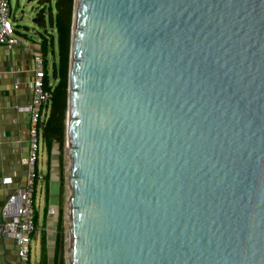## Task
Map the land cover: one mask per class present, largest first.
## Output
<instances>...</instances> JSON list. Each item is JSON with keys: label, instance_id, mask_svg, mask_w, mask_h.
Returning <instances> with one entry per match:
<instances>
[{"label": "water", "instance_id": "obj_1", "mask_svg": "<svg viewBox=\"0 0 264 264\" xmlns=\"http://www.w3.org/2000/svg\"><path fill=\"white\" fill-rule=\"evenodd\" d=\"M66 142L67 264H264V0H74Z\"/></svg>", "mask_w": 264, "mask_h": 264}, {"label": "crops", "instance_id": "obj_2", "mask_svg": "<svg viewBox=\"0 0 264 264\" xmlns=\"http://www.w3.org/2000/svg\"><path fill=\"white\" fill-rule=\"evenodd\" d=\"M37 50L40 43L33 35L24 34L11 47L0 43V207L13 188L25 184L30 170L29 81ZM38 259L34 256L32 264H38ZM0 264H19L15 240L4 234L0 235Z\"/></svg>", "mask_w": 264, "mask_h": 264}, {"label": "trees", "instance_id": "obj_3", "mask_svg": "<svg viewBox=\"0 0 264 264\" xmlns=\"http://www.w3.org/2000/svg\"><path fill=\"white\" fill-rule=\"evenodd\" d=\"M34 22L43 31L39 33V43L45 64L44 86L50 91L47 112L37 126V140H41L48 152L54 143L60 150L66 140V114L68 106V79L70 63L71 30L74 0H38ZM54 7V10H53ZM62 165V164H61ZM35 195V192H34ZM35 209V219L38 222ZM62 207L58 208L57 232L54 243L52 264H63L61 254ZM47 263L46 236H41L40 260Z\"/></svg>", "mask_w": 264, "mask_h": 264}, {"label": "built area", "instance_id": "obj_4", "mask_svg": "<svg viewBox=\"0 0 264 264\" xmlns=\"http://www.w3.org/2000/svg\"><path fill=\"white\" fill-rule=\"evenodd\" d=\"M12 9L10 0H0V43L9 47L17 44L21 36L16 33L11 20ZM45 64L41 50L33 52V73L29 81L31 97L29 103V134L31 144L29 150L30 170L24 185L13 188L0 207V227L2 233L15 240L16 254L19 264H32L31 242L33 233L37 229L35 219V197L37 181L41 174L35 161L39 141L37 140V126L46 115L51 93L44 86ZM47 222L55 224L58 208L55 203H49Z\"/></svg>", "mask_w": 264, "mask_h": 264}, {"label": "rangeland", "instance_id": "obj_5", "mask_svg": "<svg viewBox=\"0 0 264 264\" xmlns=\"http://www.w3.org/2000/svg\"><path fill=\"white\" fill-rule=\"evenodd\" d=\"M38 4V0H10L12 9V16H10V18L15 25L16 33L20 36L27 34L36 36L39 39L37 30L43 31V29L34 22L35 10ZM38 145L35 161L41 177L37 181V188L34 195L38 212V226L32 236L31 257L37 256L39 258L38 260H40L41 236L45 234L47 252L46 264H52L57 222L55 224L51 223V221L47 222V210L49 203L51 200L53 202V197L56 195L55 205L57 208L62 207L63 209L61 223V254L63 257V264H67V257L69 256L67 245L69 219L66 215L68 209L67 196L69 193L67 186V165L69 162L67 156V142L65 140L62 150H60L57 143H54L50 152H48L40 136ZM54 183H56L55 187Z\"/></svg>", "mask_w": 264, "mask_h": 264}, {"label": "bare ground", "instance_id": "obj_6", "mask_svg": "<svg viewBox=\"0 0 264 264\" xmlns=\"http://www.w3.org/2000/svg\"><path fill=\"white\" fill-rule=\"evenodd\" d=\"M55 185H56V183H54V187H55ZM55 197H56V195L53 197V203H55V199H56Z\"/></svg>", "mask_w": 264, "mask_h": 264}]
</instances>
